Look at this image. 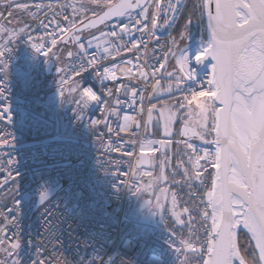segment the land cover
Here are the masks:
<instances>
[{
  "label": "built area",
  "instance_id": "1",
  "mask_svg": "<svg viewBox=\"0 0 264 264\" xmlns=\"http://www.w3.org/2000/svg\"><path fill=\"white\" fill-rule=\"evenodd\" d=\"M85 1L107 7L119 0H34L27 8L32 21L27 35H17L5 44L6 49L0 48L5 52L0 59L7 63L0 71V88L6 89L0 110H12L11 120L0 118V264H109L115 256L113 264H205L207 246L213 238L208 191L198 189L188 196L183 190L176 193L182 213L194 225L187 234L167 215L159 221L157 211L147 201L130 212L138 195L131 188L133 182L141 187L143 178L153 173L139 170L140 156L159 155L166 141L148 136V109L184 94L179 92L161 101L152 99L169 39L189 0H182L165 37L152 27L156 6L154 0H148L146 21L140 11H135L82 35L76 38L72 58L67 60L69 49L61 42L84 21ZM137 19L146 22L144 32L136 30ZM156 21L158 26L159 16ZM125 26H130L132 39L124 33ZM112 32L118 35H110ZM33 43L42 45V51L37 53L31 47ZM105 47L109 53H104ZM49 60L63 68L64 83L59 89L64 94H75L72 104L62 112L51 111L45 102L34 103L21 86ZM104 68L113 69V79L103 75ZM206 70L207 66L202 76ZM141 71L147 73V79L140 76ZM88 88L97 96L96 101L85 95ZM133 89L137 92L135 101ZM82 128L85 134H81ZM65 129L77 137L71 145L66 140L49 141ZM149 141L152 144L147 146ZM194 147L196 155L205 153L199 146ZM205 164L202 160L201 165ZM208 168L201 171V177ZM58 188L35 210L41 197ZM187 198L193 199L197 213L189 207ZM17 238L20 248L13 250L11 245ZM176 248L181 251L174 252Z\"/></svg>",
  "mask_w": 264,
  "mask_h": 264
},
{
  "label": "snow or ice",
  "instance_id": "2",
  "mask_svg": "<svg viewBox=\"0 0 264 264\" xmlns=\"http://www.w3.org/2000/svg\"><path fill=\"white\" fill-rule=\"evenodd\" d=\"M154 3L156 11L152 18L153 28L157 27L156 17L162 12L164 24L170 23L169 13L172 14V22L175 21V14L180 10V0H167L166 11L160 0H154ZM17 7L23 9L27 6L18 4ZM133 7L140 9L139 15L144 16L146 21L150 7L147 2L143 5L138 2L135 5L122 3L110 8L104 18L112 15L122 17ZM193 9L184 25L185 31L180 32L179 36L181 40L188 38L191 16L198 10L202 38L195 51H190L187 46L179 49V58L173 65V71L168 72L167 76L175 80L177 91L184 94L176 100L175 111L165 105L160 115L164 119L166 133L169 125L177 121L184 125L185 135L190 132L193 137L204 139L205 133L215 134L212 143L216 147L212 159H209L207 152L202 156L196 155L194 145L187 144V148L192 150L188 163L191 169L196 170L195 176L190 178L202 183L201 171L208 166L214 169V174H208L211 190L207 192V206L211 208L210 235L214 233V236L207 246L210 258L205 264H233L240 257L236 227L241 223L251 233V239L259 249L260 259L264 260V0H200L198 8L194 5ZM205 16L207 24L203 27ZM134 23L138 31L144 32L147 28L146 22L139 19ZM3 31L7 32L8 29ZM123 31L132 39L130 26H125ZM203 33L207 34L206 38ZM16 35L24 38L27 35L25 28L21 27ZM110 35L116 36L118 33L112 32ZM52 44H56L55 38ZM172 44H176V39L172 40ZM91 46L92 42L89 41V47ZM3 47L6 49V45ZM31 47L39 53L43 46L33 43ZM103 51L109 53L107 47ZM169 52L173 57L176 56L171 49ZM4 55L5 52L0 51V57ZM205 61L209 63L202 76V70L198 71L197 66L204 65ZM0 65V71L7 67L2 59ZM103 75L113 79L115 73L113 69L104 68ZM140 76L147 79L144 71L140 72ZM63 83L62 79L61 84ZM196 85L199 87H195ZM205 88L206 90H202ZM171 90L172 84H169L167 91L170 93ZM5 91L6 89L0 88V104L6 99ZM85 95L93 101L97 100L91 88L85 89ZM136 96L137 92L133 89V101ZM155 108L156 104H152L148 109L149 121L152 120V110ZM11 111L10 107H4L0 110V118L11 120ZM165 111L168 113L166 116ZM82 112L83 108L80 109V113ZM80 118L82 119V115ZM128 119L129 117H125L126 121ZM20 125L23 127V122L20 121ZM81 134H85L83 128ZM57 139L66 140L71 145L77 137L65 129L62 134H58ZM4 142L7 143V140ZM202 160L206 162L205 165H201ZM150 187L151 185L136 187L135 182L131 186L136 193L147 192ZM175 199L173 196L174 205ZM147 204L152 209L160 208L159 203L153 205L150 200H147ZM184 211L188 209L185 208ZM241 214L243 220L240 219ZM174 215L179 220V214ZM204 216L208 219L207 211ZM2 243L3 240L0 239V244ZM181 243L191 247L190 243ZM11 248H20L18 238ZM173 251L178 253L181 249ZM240 264H244L242 257Z\"/></svg>",
  "mask_w": 264,
  "mask_h": 264
},
{
  "label": "rangeland",
  "instance_id": "3",
  "mask_svg": "<svg viewBox=\"0 0 264 264\" xmlns=\"http://www.w3.org/2000/svg\"><path fill=\"white\" fill-rule=\"evenodd\" d=\"M89 2V1H88ZM92 7L88 6L89 9L85 8V16L84 21L88 20L92 17L97 16L101 11L102 8L96 9L95 5L91 2L90 3ZM197 26V25H196ZM203 27H205V23L203 21ZM198 34L196 38L192 41V43L199 41L202 38V25L199 21L198 23ZM19 32V31H18ZM16 32H13V37H17ZM204 34V38H206L207 34ZM80 37V36H77ZM190 42L182 41L178 43L171 52H175L176 56L173 57V55L170 53V59L167 65V68L163 75V80L161 82V86L157 91L155 100L161 101L169 98L170 96H174L178 94L180 91H177L176 89V82L174 79H169L167 76V73L170 71H173V65L176 63V59L179 55V49L187 46ZM191 44V43H190ZM168 50H169V44H168ZM43 66V65H42ZM40 67L38 70V73L32 74L31 76L27 77L24 81H22L21 86L26 91L28 97L36 104H42L46 103L47 106L50 108L51 111L58 112L59 109L62 112L65 110L69 105H71L74 93H66L64 94L59 87L62 85L61 80L62 77H56V76H48L44 71V66ZM35 72V71H34ZM169 84H172V90L169 93L167 91ZM184 87V85H182ZM54 88V89H51ZM162 104V109L165 108V105L170 107L173 111L176 110L175 104L176 100H166L160 103ZM195 105V104H194ZM36 108L38 111L45 113V110L42 109L41 106L36 105ZM167 111H165V116L167 115ZM184 129V125L180 122L173 121L167 130L166 133V140L168 141L165 145L166 150L161 155H153L150 156L152 160V164L154 165V173L148 174L144 177L142 180L141 186H148L151 185L149 188V191L138 193V195L134 198L132 201L130 212H132L135 208H139L146 200L149 199H155L157 201L163 200L166 202V208L165 211H167V215L169 218H171L175 225L179 226L180 229L187 234L190 230L192 231L194 225H190V222L185 218V215H183L182 207L181 205H178L179 208H181V212L179 216V220H177L176 215L174 213L176 212V209L173 204V196H175V193H178V190H183L185 193L187 192L188 195L198 191V189L201 192L209 191L211 190V180L208 176L209 173H212V168L208 166V171L202 176V180L204 181L203 185H198L193 179L190 177H194V169H191L190 164L188 163V156L191 155L190 149L187 148L188 143H192L194 146H199L200 149L209 154V159H212L214 152H215V145L212 143V141L215 140L214 133L212 134H204V139H200L199 137H190V142H184L182 132ZM199 131V129H197ZM162 135V131L160 126L157 129V134H155V137H160ZM63 139H57V137L50 139L49 141H59ZM205 141H208L207 143ZM199 148L198 150L201 151ZM204 152H201L200 155L202 156ZM162 163L165 165V175L167 177V182L163 184L161 180V171H162ZM186 169L188 171H186ZM180 177H186L185 180L181 181L180 185L177 184V187H174L176 185L177 180H175ZM175 180V181H174ZM175 184L174 186L171 185ZM165 185V186H164ZM179 185V186H178ZM164 186V187H162ZM178 189V190H177ZM154 190V194L150 195L149 192ZM186 193V194H187ZM187 202H189V207L192 209L194 213H197L196 211V205L195 202H193V199H186ZM155 211L158 209L153 208ZM190 231V232H191ZM239 243L241 246V251L245 261L247 264H259V261L257 258L254 257L253 252L250 250V247L248 245V241L246 238L240 237Z\"/></svg>",
  "mask_w": 264,
  "mask_h": 264
},
{
  "label": "water",
  "instance_id": "4",
  "mask_svg": "<svg viewBox=\"0 0 264 264\" xmlns=\"http://www.w3.org/2000/svg\"><path fill=\"white\" fill-rule=\"evenodd\" d=\"M132 3L133 5H135V3H140L141 5H143L145 2H148V0H119L117 3H115L114 5L108 7V8H105L103 9L97 16L95 17H92L86 21H84L82 24H80L78 27L74 28L61 42L62 45H65L67 46L70 50L67 54V57L66 59L67 60H70L72 58V48L73 46L75 45V39L77 36H80V35H83V34H90L92 32H95V31H98L99 29L103 28L104 26L110 24V23H113L115 22L116 20L118 19H121L123 18L125 15L131 13V12H135V11H140L139 8H136V7H133L132 9L126 11L125 15L124 16H116V15H112V16H108L106 18L105 17V13L109 12L110 8H114L115 6L117 5H120L122 3ZM166 3H167V0H164V2L161 4L165 11H166ZM182 3V0H180V4ZM5 5L8 4V2H5L4 3ZM3 4H0V7H2ZM214 6V5H213ZM178 13L175 14V17ZM102 18H104L102 20ZM168 18H169V21L170 23L169 24H164L163 20H164V13L162 12L161 15L159 16V20H160V24L156 27V31L158 32L159 35L165 37L168 35L172 25H173V22H172V14L169 13L168 14ZM204 23H205V27H206V24H207V18L205 16L204 18ZM94 25V26H93ZM157 42V39L154 40V43ZM172 43V41H171ZM69 53L71 55H69ZM168 62H169V55H167L166 59H165V63H164V67H163V72L160 76V79H162L163 77V74H164V71L168 65ZM209 61H205L204 65H199L197 66V69L198 71L202 70L203 68H205L207 65H208ZM60 70V71H57V70ZM62 68L61 67H57L54 63V61L50 60L46 67H45V73L48 75V76H59L61 75L62 73ZM161 86V81H159V83L156 84L155 86V89L153 91V94H152V99L155 97L158 89L160 88ZM157 109V108H156ZM153 112V110H152ZM161 113V111H160ZM161 120H162V135L163 137H166V131H165V123H164V119L161 117ZM151 121H149L148 119V124H150ZM151 136H153L154 134L151 133L150 134ZM214 137H215V134H214ZM152 166V160H151V157L147 156V155H141L140 156V160L138 162V168L139 169H142V168H146V169H150ZM161 179H162V182L163 183H166L167 182V178H166V175H165V166L163 165L162 166V171H161ZM198 181V180H197ZM60 188L56 189V190H53L51 192H49L48 194H46L45 196L41 197V199L39 200L38 204L36 205L35 207V210H37L38 208H40L42 205H44L51 197H53V195L59 190ZM163 211H164V205L161 204L160 205V208L158 209V218L161 219L162 217V214H163ZM242 216V214H241ZM240 216V217H241ZM243 232L245 234L248 235L250 241H251V244L252 246L254 247V250H255V253L258 257V261H259V264H264V260H261L260 259V255H259V249L255 246V241L253 239H251V233H249L248 231H244V230H240L238 228V226L236 227V243H237V249L240 253V257L236 258L233 262V264H240V258L243 257L242 253H241V250H240V246H239V236H240V233ZM213 236H214V233H213ZM117 256H115L109 264H113L114 260L116 259ZM210 258V254L208 253V259ZM207 259V260H208ZM244 264H247V262L245 261L244 259Z\"/></svg>",
  "mask_w": 264,
  "mask_h": 264
},
{
  "label": "crops",
  "instance_id": "5",
  "mask_svg": "<svg viewBox=\"0 0 264 264\" xmlns=\"http://www.w3.org/2000/svg\"><path fill=\"white\" fill-rule=\"evenodd\" d=\"M32 1L33 0H0V4H3L2 7H0V48L15 38L13 37V31H19L21 27L26 30L29 25H31L32 21L27 16V8ZM5 2H8V4L5 5ZM90 3V1H85L83 3L84 9H89L88 6L91 5ZM18 4H25L27 7L23 9L19 8L17 7ZM96 9L98 8L96 7ZM5 28L8 29L7 32L3 31ZM151 168L155 169L153 164Z\"/></svg>",
  "mask_w": 264,
  "mask_h": 264
},
{
  "label": "trees",
  "instance_id": "6",
  "mask_svg": "<svg viewBox=\"0 0 264 264\" xmlns=\"http://www.w3.org/2000/svg\"><path fill=\"white\" fill-rule=\"evenodd\" d=\"M199 2H200V0H189L188 5H187V7H186L184 13L182 14V16H181L179 22L177 23V25H176V27H175V29H174V32H173L172 40H173V39H176V44L174 45V47H175L178 43H180V42H182V41H185V42H192V41L196 38V36H197V34H198V31H197V29H198V23H199V21H200V20L198 19V17H199V11H198V10H196L195 15L191 16L192 26L189 27L188 30H187V31H189V36H188V38H187V39H184V40H181L179 34H180V32L185 31L184 25L187 23L189 16L191 15V13H192L193 10H194V9H193V6H194V5H197V8H198ZM196 25H197V26H196ZM169 47H170V45H169ZM174 47H173V48H174ZM173 48H172V49H173ZM165 150H166V148H165ZM165 150H164V151H165ZM166 151H167V150H166ZM176 178H177V177H176ZM195 182H196V183H199V181H196V180H195ZM200 183H201V182H200ZM186 193H187V192H186ZM149 194H150V195H153V194H154V190H153V191H150ZM187 195H188V193H187ZM174 207H175V209H176L177 214H179V216H181V215H180L181 208H179L178 205H175ZM181 213H182V212H181ZM240 237H243V238H246V239H247V241H248V245H249V247H250V250L253 252L254 257L257 258V260H258V257H257V255H256V253H255V250H254V247L252 246L251 241H250L248 235L245 234V233H243V232H241V233H240V236H239V239H240ZM239 246H240V243H239ZM240 250H241V246H240ZM241 253H242V251H241Z\"/></svg>",
  "mask_w": 264,
  "mask_h": 264
},
{
  "label": "flooded vegetation",
  "instance_id": "7",
  "mask_svg": "<svg viewBox=\"0 0 264 264\" xmlns=\"http://www.w3.org/2000/svg\"><path fill=\"white\" fill-rule=\"evenodd\" d=\"M174 47V45L171 43L169 49L172 50V48ZM62 74V73H61ZM61 75L57 76L60 77ZM162 104L161 105H157L155 109H153L152 112V120L151 123L148 124V133H153L154 135L157 134V129L160 126L161 131H162V120H161V115H160V111L162 110ZM163 164V163H162ZM246 260V259H245Z\"/></svg>",
  "mask_w": 264,
  "mask_h": 264
},
{
  "label": "bare ground",
  "instance_id": "8",
  "mask_svg": "<svg viewBox=\"0 0 264 264\" xmlns=\"http://www.w3.org/2000/svg\"><path fill=\"white\" fill-rule=\"evenodd\" d=\"M197 45H198V43H197V42H194V43L188 44L187 47L190 49V51H195ZM178 58H179V55H178L177 59H178ZM190 137H193V136L191 135L190 132H189L188 135H185V134H184V131H183V141H184V142H187V140H189ZM150 144H152L150 141H149V142H146V145H147V146L150 145ZM214 145H215V144H214ZM215 147H216V146H215ZM240 219L243 220V216H241ZM238 228H239L240 230L248 231L246 228L243 227V224H242V223H241L240 225H238Z\"/></svg>",
  "mask_w": 264,
  "mask_h": 264
}]
</instances>
